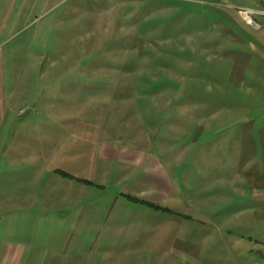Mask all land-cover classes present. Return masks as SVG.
<instances>
[{
	"label": "rangeland",
	"instance_id": "374dc122",
	"mask_svg": "<svg viewBox=\"0 0 264 264\" xmlns=\"http://www.w3.org/2000/svg\"><path fill=\"white\" fill-rule=\"evenodd\" d=\"M263 18L264 0H0V252L23 244L30 252L21 261H30L20 264H264L262 165L257 179H236L253 170L230 163L200 177L194 159L190 179H173L167 200L148 187L143 200L167 212L119 198L117 179L103 188V179H92L99 186L78 206L52 190L57 180H73L54 170L88 178L91 147L109 140L91 121L71 118L88 110L93 92L111 95L88 86L90 78L108 81L101 71L112 67L110 79L126 80L124 96L135 95L138 74L145 96H168L170 85L171 96L182 98L184 81L172 72L183 78L185 62L198 54L258 46ZM135 118L125 117L126 135L111 140L139 143ZM156 122L163 144L202 140L198 130L187 139L183 125L169 133L172 126Z\"/></svg>",
	"mask_w": 264,
	"mask_h": 264
},
{
	"label": "crops",
	"instance_id": "0c3cea01",
	"mask_svg": "<svg viewBox=\"0 0 264 264\" xmlns=\"http://www.w3.org/2000/svg\"><path fill=\"white\" fill-rule=\"evenodd\" d=\"M262 33L260 37L263 38L257 41L258 46L248 41L249 44L235 45L238 49L230 56H224L223 49L215 50L214 54H198V57L185 62L183 78L172 72V76L184 81L182 98L171 96L173 92L170 85L166 88L170 93L168 96H145L142 90L144 77L138 74L134 93L136 95L141 90L142 94L124 96L121 86L126 80L119 79L117 82L120 89L116 90V80L110 79L114 70L112 67L101 71L108 81H99L95 76L90 78L88 86L95 90L107 88L104 93L111 95L99 96L93 92L88 100V110L72 115L71 118L76 119V125H80V121H91L90 126L93 129L100 127L101 134L108 135L109 140L92 146L86 158L89 177L85 179L94 185L83 184L74 179L57 180V187L51 189L61 194L58 200H72L75 202L73 205L78 206L80 197L84 198L82 194L90 196V188L99 185L103 188L104 180L117 179L121 187V190H117L119 198L123 197L122 194H130L148 199L145 194H148V187L152 186L150 192L156 190L154 198L164 201L167 200L168 191H171L173 179H190L191 169L188 164L194 159L198 160L200 177L202 174L207 176L210 167L217 171L225 163H230L239 170H253L247 172L248 175L239 174L236 179L259 178L255 168L261 165L264 167V49L260 50L263 48L260 43H264V29ZM92 99H95L93 103ZM186 101L198 104L199 108L186 107ZM164 111L166 112L158 120L172 126L167 130L169 133L178 131V127L183 125L187 129L185 136L189 139L198 130L202 138L199 145L163 144L157 141L158 120L153 119L152 115L158 116ZM186 113L192 117L187 119ZM132 115L136 117L135 134L140 142H113L110 138L112 135H126L129 122L124 119ZM149 121H155L153 126ZM149 129H152L150 143L144 142L147 141L144 137L148 136ZM82 150L80 145L74 147L72 164L80 162ZM236 173L232 171V174ZM92 179H103V182L96 186ZM227 179L232 178L228 176ZM27 252L30 251L21 243H7L5 251L0 252V264L27 262L28 260L21 261ZM45 259L42 256L41 263Z\"/></svg>",
	"mask_w": 264,
	"mask_h": 264
},
{
	"label": "trees",
	"instance_id": "16d2710c",
	"mask_svg": "<svg viewBox=\"0 0 264 264\" xmlns=\"http://www.w3.org/2000/svg\"><path fill=\"white\" fill-rule=\"evenodd\" d=\"M54 172L60 174L63 177L73 178L74 180H76L78 182H81L83 184H87V185H92L93 184V183H91L90 181H88L86 179L74 178L70 174H68V173H66L64 171L54 170ZM122 196L125 197L127 200H132L133 202H137L138 204L145 205V206L150 207V208H152L154 210H157V211H164V212L169 211L166 207H162V206H159L157 204L151 203L149 201L140 199L138 197H134V196H132L130 194H122Z\"/></svg>",
	"mask_w": 264,
	"mask_h": 264
},
{
	"label": "bare ground",
	"instance_id": "6f19581e",
	"mask_svg": "<svg viewBox=\"0 0 264 264\" xmlns=\"http://www.w3.org/2000/svg\"><path fill=\"white\" fill-rule=\"evenodd\" d=\"M248 13H250V11H247V10H243V11L240 12V14H242L244 16V20L247 23H249V24H251L253 26V24L251 22V19H250V16L248 15Z\"/></svg>",
	"mask_w": 264,
	"mask_h": 264
}]
</instances>
